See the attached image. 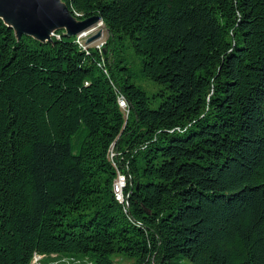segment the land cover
<instances>
[{"label": "trees", "instance_id": "16d2710c", "mask_svg": "<svg viewBox=\"0 0 264 264\" xmlns=\"http://www.w3.org/2000/svg\"><path fill=\"white\" fill-rule=\"evenodd\" d=\"M62 1L99 49L0 19V264H264V0Z\"/></svg>", "mask_w": 264, "mask_h": 264}, {"label": "water", "instance_id": "95a60500", "mask_svg": "<svg viewBox=\"0 0 264 264\" xmlns=\"http://www.w3.org/2000/svg\"><path fill=\"white\" fill-rule=\"evenodd\" d=\"M0 19L12 28L16 37L26 34L44 41L57 28L65 36L88 32L99 21V15L77 18L62 0H0ZM99 36V30L88 34L85 43Z\"/></svg>", "mask_w": 264, "mask_h": 264}, {"label": "rangeland", "instance_id": "374dc122", "mask_svg": "<svg viewBox=\"0 0 264 264\" xmlns=\"http://www.w3.org/2000/svg\"><path fill=\"white\" fill-rule=\"evenodd\" d=\"M99 30L100 31V36L95 39V40H92L90 41L89 43H87V46H95L96 48H100L102 46V43L104 41V39L106 38L107 36V30L105 28V26L103 25L102 21L99 19V21H96L92 27H91V30L86 33L85 35H79L80 37H77L79 41L83 42V45H86L85 44V37L88 35V34H92L93 32ZM53 32V31H52ZM137 83H141L142 85L145 83V82H151L155 87H157V85H155L150 79H144V81H136ZM111 148V149H110ZM108 152H109V156L113 153L114 149H113V144H111ZM115 195V194H114ZM43 257H37L35 259V261H33L31 264H38V262L41 261ZM49 261H55L57 260V258H55L54 256H50L48 258ZM60 260H63V261H67V259H62L60 258ZM176 264H193L189 259H187L186 257H182V258H179L178 260H173Z\"/></svg>", "mask_w": 264, "mask_h": 264}, {"label": "built area", "instance_id": "2783aa9c", "mask_svg": "<svg viewBox=\"0 0 264 264\" xmlns=\"http://www.w3.org/2000/svg\"><path fill=\"white\" fill-rule=\"evenodd\" d=\"M91 30V29H90ZM89 30V31H90ZM88 31V32H89ZM88 32H84V33H79L77 35H75V40L78 42V44L83 47V42L79 41L77 37H80L81 35H85L86 33ZM80 35V36H79ZM99 49V47H98ZM120 98L122 100V104L124 106V109H125V113L127 112V105L126 103L124 102V100L122 99L121 95H120ZM115 150L113 151V153L110 155V158L114 160V157H115ZM115 162V160H114ZM125 183V176H124V173L120 171V181L118 182L117 185L114 186L113 188V191H115V199L122 204V208L125 209V207L127 206V198H126V195L123 193V185ZM43 254H39V253H33L31 258H30V261L28 264H31L33 261H35V259L37 257H42ZM39 264V262H38Z\"/></svg>", "mask_w": 264, "mask_h": 264}, {"label": "bare ground", "instance_id": "6f19581e", "mask_svg": "<svg viewBox=\"0 0 264 264\" xmlns=\"http://www.w3.org/2000/svg\"><path fill=\"white\" fill-rule=\"evenodd\" d=\"M85 44H86V43H85ZM86 45H87V44H86ZM83 48H84V47H83ZM122 99H123V98H122ZM123 100H124V99H123ZM124 102H125V101H124ZM118 104H119L120 108L124 110V106H123V104H122V100H121L120 97L118 98ZM119 181H120V174H118L117 179L115 180V182H114V184H113V188H114L115 185L118 184ZM114 194H115V191H114Z\"/></svg>", "mask_w": 264, "mask_h": 264}]
</instances>
